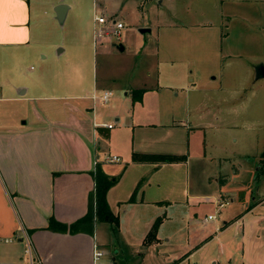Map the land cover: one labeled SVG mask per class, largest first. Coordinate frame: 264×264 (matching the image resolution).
Here are the masks:
<instances>
[{"label":"crops","instance_id":"obj_1","mask_svg":"<svg viewBox=\"0 0 264 264\" xmlns=\"http://www.w3.org/2000/svg\"><path fill=\"white\" fill-rule=\"evenodd\" d=\"M142 1L144 7L152 2ZM247 1L252 9L221 13V18L242 15L259 26L236 36L231 25L212 32L210 16L184 19L175 0H160L170 15L169 40L161 45L145 38L140 47H128L108 33L114 19L122 21L114 10L96 13L93 3L91 17L81 0H0V264H29L21 241L25 231L35 264H93L96 245L112 264H144L148 257L153 264H219L214 256L228 244L238 263L264 264V120L253 117L264 112V92L255 89L264 77H256V66L264 65V0ZM61 3L68 8L60 23L54 9ZM96 15L107 21L99 23ZM78 16L84 17L79 27ZM68 19L70 38L81 42L78 53L65 61L77 73L65 75L55 87L49 84L53 72L50 80L48 68L35 71L31 61L36 54L53 60L66 53L58 29ZM100 28L106 34H95ZM123 28L124 23L119 38ZM212 38L216 57L209 48ZM46 44L49 51L43 50ZM127 48L141 53V75L129 74L121 83L109 68L102 76L97 53ZM218 61L223 66L217 70ZM238 66L245 75H237ZM104 90L111 92L105 102L99 97ZM255 126L262 139L249 152L240 133ZM134 153L185 159L133 160ZM112 155L120 158L111 161ZM96 164L119 175L106 194L118 216L117 230L96 218L74 231L48 228L51 216L66 224L87 213ZM201 204L214 207L203 215L202 227ZM228 206L232 216L230 209L223 210ZM175 214L189 217L188 244L170 257L162 229ZM157 216L160 225L147 243ZM191 226L200 238L188 247Z\"/></svg>","mask_w":264,"mask_h":264},{"label":"rangeland","instance_id":"obj_2","mask_svg":"<svg viewBox=\"0 0 264 264\" xmlns=\"http://www.w3.org/2000/svg\"><path fill=\"white\" fill-rule=\"evenodd\" d=\"M83 2V7L85 9L86 6L91 8L90 15L94 14L92 12V4L98 7V10L96 13L101 12L102 9H109L110 11H115L116 16L122 19L124 23V28L121 30V37L119 38L117 35L112 34L110 37L112 38L114 42H121L126 43L128 47L139 45L140 43L144 42V39L146 38V41H148L149 44H151L153 41H156L159 39L160 44L162 45L164 41L169 40L170 32H169V26L165 25L166 22L169 20L170 15L168 11V7L163 4L161 6L159 4L160 0H152L151 4L146 7L143 5L142 0H81ZM81 2V4H82ZM248 3L247 0H240L237 1L235 4L232 3V0H175L176 8H177V15L179 17L184 19H197L204 16H210L212 19H214V23L211 28H209L210 31L215 32L221 29L228 30L226 27L228 25L233 26L234 35L237 36L239 30L244 31H250L252 32L253 29H258L259 26L253 22V20H244V18L239 15L235 17H223L221 18L223 12L226 13H232L239 10H250L252 7ZM186 6L189 8L186 10ZM167 8V9H166ZM95 12V11H94ZM248 15V14H247ZM177 17V18H179ZM83 18L82 16H78L75 21V24L79 27L83 25ZM70 19H68L64 25H59V33L64 35L62 43L66 45V53H62L61 56H57L55 59H51L50 57L45 58L44 60H41V55L36 54V59L34 61H31V65L33 70L35 71H42V69L45 70V67L48 68V75L49 79L51 80L53 72V79L52 82L49 83L54 84L55 87H57V83L59 80H61L65 75H76V69L73 67V72H71V65L67 64L65 61V57L68 55L73 58L72 56L76 55L78 53V48L80 46V42L77 40V37L70 38V31H69V25ZM225 24L227 25L225 27ZM143 26V27H142ZM149 27V31L145 33H141L139 31L140 28H147ZM151 27V28H150ZM203 27L200 26L199 30ZM79 32V31H78ZM249 36L247 37V39ZM121 39V40H120ZM230 40V38H229ZM62 47V46H60ZM90 51L92 50L91 45H89ZM140 47V45L138 46ZM214 47V39L212 38V41L209 44V48ZM86 46L84 43H82V49L84 54L87 53L85 51ZM51 49V46L47 45L43 47L44 51H49ZM127 51H114L113 53H97V59L99 61V68H100V74L103 76V74L110 68L113 75L116 76L117 81L121 83L128 82L129 74L130 78L132 75L139 76L141 73H139L142 69V61L143 58L141 57V53H130L128 48ZM92 52V51H91ZM213 52V56L216 57V52L213 48L211 51ZM245 57V56H244ZM246 59V57H245ZM76 62V58L73 59L72 63ZM219 62V61H218ZM217 62V63H218ZM69 65V66H68ZM222 62H219L217 66L218 68H222ZM239 70L241 72L237 73V75H245V70L242 66H238ZM230 75V74H229ZM249 86V85H248ZM247 86V87H248ZM255 89L257 91L264 92V77L258 79L257 84L255 85ZM248 91V88L246 89ZM257 116L253 115L254 118L264 120V112L262 115L260 113H256ZM240 134L244 136V140L246 143L247 151L252 152L259 148L260 140L262 139V131L259 129L258 126H255V128H246V130H243ZM239 146V145H238ZM202 205V204H201ZM230 209L229 216L233 215V211L231 208L224 207L223 210ZM211 212L214 210V207L212 204H209V206L202 205L199 208L197 219L201 223L200 227L203 226L205 223L203 221V215L206 212ZM213 213V212H212ZM220 217V213L217 215ZM182 217V218H181ZM189 220V217L186 215H178L175 214L172 219H170L166 224L163 226L162 232L163 237H165L167 240L164 241V251L168 252L170 254V257H176L180 252L183 251L184 246L188 244L187 240V231H184L187 229V221ZM206 223H212L206 221ZM190 235L189 237H192V242L188 247L193 246L194 243L199 241V231L196 229H192V226L190 227ZM198 236V237H197ZM151 240L150 237H147L145 241L149 243ZM194 241V242H193ZM233 245V244H232ZM216 249V245H214L211 248V252H214ZM203 252H201V256L203 255ZM108 254V252H106ZM198 257V254H197ZM217 259L220 260L219 264H240L239 256L235 255L234 252V246H226L225 251L223 254H219L218 256H214ZM144 264H153L149 260V257L146 259ZM113 261V260H112ZM114 262V261H113ZM176 263V262H175ZM174 263V264H175ZM201 264V263H199ZM212 264V263H210Z\"/></svg>","mask_w":264,"mask_h":264},{"label":"trees","instance_id":"obj_3","mask_svg":"<svg viewBox=\"0 0 264 264\" xmlns=\"http://www.w3.org/2000/svg\"><path fill=\"white\" fill-rule=\"evenodd\" d=\"M142 92V90H140ZM136 95H133L135 97ZM264 154V152H263ZM148 160V161H158V162H169V161H179L184 160L185 155H178V154H142V153H134L133 160ZM94 179V192L92 194L91 202L89 205V209L82 218L71 222V223H62L57 221L54 217H49L48 219V228L66 231L70 229L72 231L78 228V224H83V222H92L93 218H96L98 221H104L111 223L114 226V229L117 230L118 228V216L115 215L111 208L107 203L106 194L108 188L116 183L119 175L112 176L105 173L100 164H96L94 169L91 171ZM141 181L138 182L135 188L139 186ZM136 191V189H135ZM135 194L133 193L129 198V201H133ZM161 217L157 216L153 221V225L150 231L147 233V237L153 238L157 232V229L160 225ZM145 238V239H146Z\"/></svg>","mask_w":264,"mask_h":264},{"label":"built area","instance_id":"obj_4","mask_svg":"<svg viewBox=\"0 0 264 264\" xmlns=\"http://www.w3.org/2000/svg\"><path fill=\"white\" fill-rule=\"evenodd\" d=\"M95 20H97L99 23H104L106 22V17L104 15H96ZM123 27V22L121 20H113V26L112 28L109 29L108 33L110 34H115L119 35V30ZM104 33L101 31V28L96 31L95 34L98 36L102 35ZM106 34V32L104 33ZM111 96V92L108 90H104L103 93L99 96L100 100L102 101H107L109 97ZM112 125V124H111ZM109 125V126H111ZM120 157L118 155H112L109 157V160L111 161H117ZM224 202L220 203L221 205ZM210 217L212 215H209ZM24 231V230H23ZM3 241H11V237H5L2 239ZM21 241L24 244V254L26 256L27 262L29 264H35L38 259H36L35 251H34V246L31 243L30 236L27 234V232H23L21 234ZM93 264H112L111 262L106 259V250L103 247H100L98 245L95 246L94 251H93ZM190 264H196L195 262H191Z\"/></svg>","mask_w":264,"mask_h":264},{"label":"water","instance_id":"obj_5","mask_svg":"<svg viewBox=\"0 0 264 264\" xmlns=\"http://www.w3.org/2000/svg\"><path fill=\"white\" fill-rule=\"evenodd\" d=\"M67 8H68V6L66 4L61 3L60 5H57L54 9L57 20L60 23L63 22V20H64V14H65V11ZM148 30H149V28L148 29L147 28H140L139 29L140 32H146ZM122 48H123V46L120 45L119 49H122ZM260 76H264V65L261 63H259L256 66V77H260Z\"/></svg>","mask_w":264,"mask_h":264}]
</instances>
